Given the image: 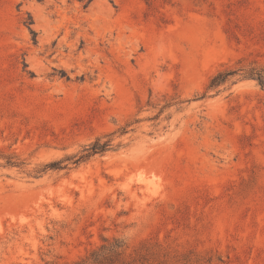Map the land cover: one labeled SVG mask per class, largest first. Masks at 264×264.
<instances>
[{"label":"rangeland","instance_id":"374dc122","mask_svg":"<svg viewBox=\"0 0 264 264\" xmlns=\"http://www.w3.org/2000/svg\"><path fill=\"white\" fill-rule=\"evenodd\" d=\"M252 63L264 0H0V264L113 237L264 264V90L206 92Z\"/></svg>","mask_w":264,"mask_h":264},{"label":"trees","instance_id":"16d2710c","mask_svg":"<svg viewBox=\"0 0 264 264\" xmlns=\"http://www.w3.org/2000/svg\"><path fill=\"white\" fill-rule=\"evenodd\" d=\"M30 32L34 35L33 31L30 30ZM238 75H241L243 79L256 82L259 88L264 90V67H258L252 63L237 70L219 72L211 79L206 92L227 84ZM109 147V141L101 143L97 139L92 144L84 147L76 162L79 163L96 154H102L108 151ZM7 159L8 165H15V162H11L12 157ZM49 167L58 168V164ZM202 261L204 259L191 254L172 255L167 248L158 242H145L131 250L126 239L113 237L110 239L104 238L100 245L69 264H201Z\"/></svg>","mask_w":264,"mask_h":264}]
</instances>
